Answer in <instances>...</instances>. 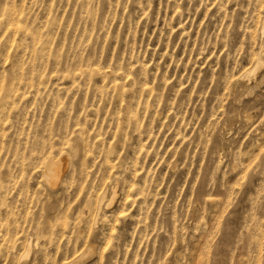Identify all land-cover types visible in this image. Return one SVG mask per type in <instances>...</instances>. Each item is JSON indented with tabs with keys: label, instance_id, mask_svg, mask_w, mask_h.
I'll list each match as a JSON object with an SVG mask.
<instances>
[{
	"label": "rangeland",
	"instance_id": "374dc122",
	"mask_svg": "<svg viewBox=\"0 0 264 264\" xmlns=\"http://www.w3.org/2000/svg\"><path fill=\"white\" fill-rule=\"evenodd\" d=\"M0 264H264V0H0Z\"/></svg>",
	"mask_w": 264,
	"mask_h": 264
},
{
	"label": "bare ground",
	"instance_id": "6f19581e",
	"mask_svg": "<svg viewBox=\"0 0 264 264\" xmlns=\"http://www.w3.org/2000/svg\"><path fill=\"white\" fill-rule=\"evenodd\" d=\"M257 65L252 73L256 72ZM66 168H67V160L64 156L59 157L57 161L50 160L47 163L45 176L50 186L55 187L58 184Z\"/></svg>",
	"mask_w": 264,
	"mask_h": 264
}]
</instances>
